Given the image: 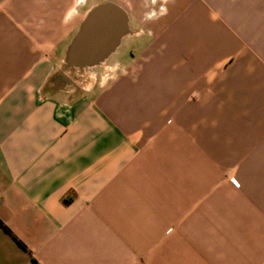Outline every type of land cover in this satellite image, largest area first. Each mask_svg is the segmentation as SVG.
Listing matches in <instances>:
<instances>
[{"label":"crops","instance_id":"obj_1","mask_svg":"<svg viewBox=\"0 0 264 264\" xmlns=\"http://www.w3.org/2000/svg\"><path fill=\"white\" fill-rule=\"evenodd\" d=\"M0 264H264V0H0Z\"/></svg>","mask_w":264,"mask_h":264},{"label":"water","instance_id":"obj_2","mask_svg":"<svg viewBox=\"0 0 264 264\" xmlns=\"http://www.w3.org/2000/svg\"><path fill=\"white\" fill-rule=\"evenodd\" d=\"M127 34L128 17L121 7L111 2L92 7L66 51L65 67L102 65Z\"/></svg>","mask_w":264,"mask_h":264},{"label":"rangeland","instance_id":"obj_3","mask_svg":"<svg viewBox=\"0 0 264 264\" xmlns=\"http://www.w3.org/2000/svg\"><path fill=\"white\" fill-rule=\"evenodd\" d=\"M121 50H122L123 52H127V49H126V47H125V48H123V46H122ZM97 67H98V66H97ZM93 68H94V67H93Z\"/></svg>","mask_w":264,"mask_h":264},{"label":"trees","instance_id":"obj_4","mask_svg":"<svg viewBox=\"0 0 264 264\" xmlns=\"http://www.w3.org/2000/svg\"><path fill=\"white\" fill-rule=\"evenodd\" d=\"M4 228L8 231V229H7L6 227H4ZM8 232H9V231H8ZM18 242H19L20 245H22V243H21L20 241H18Z\"/></svg>","mask_w":264,"mask_h":264}]
</instances>
